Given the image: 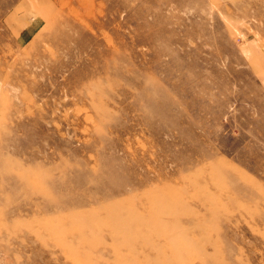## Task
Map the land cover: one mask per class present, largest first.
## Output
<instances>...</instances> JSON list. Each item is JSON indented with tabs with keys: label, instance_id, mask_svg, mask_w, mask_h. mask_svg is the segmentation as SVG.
I'll list each match as a JSON object with an SVG mask.
<instances>
[{
	"label": "rangeland",
	"instance_id": "374dc122",
	"mask_svg": "<svg viewBox=\"0 0 264 264\" xmlns=\"http://www.w3.org/2000/svg\"><path fill=\"white\" fill-rule=\"evenodd\" d=\"M20 1L0 264H264V0Z\"/></svg>",
	"mask_w": 264,
	"mask_h": 264
},
{
	"label": "crops",
	"instance_id": "0c3cea01",
	"mask_svg": "<svg viewBox=\"0 0 264 264\" xmlns=\"http://www.w3.org/2000/svg\"><path fill=\"white\" fill-rule=\"evenodd\" d=\"M31 2H32L31 4L37 8V11L35 14L31 15L32 17L30 23L28 22V24L23 29L18 28L19 30L18 37H20L21 40L26 36H28L33 31V29L36 28V26L40 23V20L42 21L46 20L49 14L52 13V10H54L55 8V4L51 0H31ZM19 6H20L19 10L22 9V0L19 2ZM12 20L14 21L16 19H12ZM19 25L20 24L18 23V26Z\"/></svg>",
	"mask_w": 264,
	"mask_h": 264
}]
</instances>
